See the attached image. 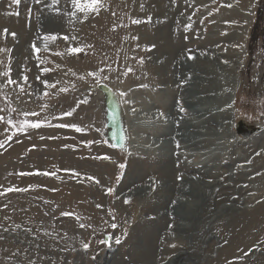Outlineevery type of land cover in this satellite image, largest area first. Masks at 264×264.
<instances>
[{
    "label": "rangeland",
    "instance_id": "1",
    "mask_svg": "<svg viewBox=\"0 0 264 264\" xmlns=\"http://www.w3.org/2000/svg\"><path fill=\"white\" fill-rule=\"evenodd\" d=\"M101 2L98 14L70 22V0L54 6L59 14L52 0H0V73L10 69L17 82L0 75V264H145L141 250L151 243L152 257L163 250L166 260L215 244L201 256L206 264L236 244V223L246 225L249 211L257 231L235 259L264 264V0ZM100 85L124 114L125 150L106 140ZM9 117L47 121L13 135ZM196 177L218 184V199L231 185L248 211L215 222L220 210L212 218L202 211L192 230L174 231L177 189ZM154 234L162 241L145 240Z\"/></svg>",
    "mask_w": 264,
    "mask_h": 264
},
{
    "label": "bare ground",
    "instance_id": "2",
    "mask_svg": "<svg viewBox=\"0 0 264 264\" xmlns=\"http://www.w3.org/2000/svg\"><path fill=\"white\" fill-rule=\"evenodd\" d=\"M198 110L202 111L203 109H198ZM198 110H195V111L199 112ZM206 110H208V109H206ZM206 110L203 111V112H205L203 115H206ZM193 121L199 122V120H196V119H193L192 122ZM187 122H190V124H191L190 120ZM181 137L184 140L189 141V143H191L192 141L193 142L201 141V137H197L195 139L189 138V140L184 138L183 136H181ZM126 148H128V147L125 146V149ZM190 169H194V168L191 167ZM216 185H218V184H216V183L213 184L212 181H208V180L206 181L204 179H200V178L196 177L194 180H192V183L188 184L189 189L184 188V187H183V189L182 188L177 189V190H180V193H178L179 194L178 199H174V200L178 201L179 208L182 211L176 212L177 216L174 217V219H173L172 223H173V225L176 226V228L173 226L175 228L174 231L179 230L181 232H189L190 230H192V227L194 225V223H192L191 220H195L196 217L198 216V214H200V212H202V211L206 212V210H207L206 215H209V217H211V218L213 216H216L218 211L220 210L219 213H221V215H217L216 218L214 219V222L219 217H222L223 215H227V214H230L231 216H233V215L236 216V215L240 214L242 216L241 213L246 211V210L244 208H242V206H243L242 199H240V197H238L239 191H236V192L230 191L228 193V191L232 187H230L231 185L225 184V186H222V187L227 188V190L223 194H226L227 196L224 199H218V196L215 194V192H217L218 189L221 187L216 186ZM157 188H158V186H156L155 188L151 187L150 192L152 190H155V189H156V191H158ZM172 188L174 189L173 186L164 187V189L168 195L174 194V193H172ZM186 189H188V190H186ZM236 189L239 190V188H236ZM145 191H146L145 189H143L140 192L137 191L135 194H133L132 196H129V197L134 198L135 195H139ZM212 194H215V199L214 200L208 199V197H210V195H212ZM216 196H217V198H216ZM173 198H175V197H173ZM193 198L194 199L199 198V200L194 201ZM213 202L217 203V205L214 209H210V207L213 206L212 205ZM178 205H177V207H178ZM245 215H247L248 217L250 216V218L247 219L248 223L246 225H244L243 221H241L242 218L238 219V220H240V222L237 221V218L235 219V222H238L236 224L238 225L237 230L239 231L238 233L240 235L238 238H234L236 240V242H235L236 244L232 245L230 247L231 249L230 248H228V249H225V248L220 249L219 248L218 253H217L218 257L216 259H209L207 262L208 264H248V261H249L248 259H244L242 263L238 262V260L235 259V257L238 256L239 253H242L241 250L243 249V246H244L243 245L245 242L244 239L246 237H247V240L249 238H252L253 233L257 231V227H255V225H256L255 221L252 220V217L254 216L252 211H249ZM227 216H229V215H227ZM178 220L180 221V223L177 222ZM181 221L186 222V223H182ZM168 225H170V224L168 223ZM241 227H243V228H241ZM247 233H249L248 236H247ZM261 233L264 236V230L261 231ZM162 236H157L154 234L153 236H148V238H145V240L150 241L154 238L156 240V244H158L160 241H162V239H163ZM165 242H169V241L165 240L163 243H165ZM205 243H207V241ZM162 244H161V246L164 247V244L163 245ZM151 245L152 246L150 248H148L146 250H141L143 254L140 253L142 256V259L145 257L148 258V259L145 258L146 259V260H144L145 264H201L204 262L203 259H201V256L207 255L209 257V255L212 253V250H214L216 247L214 244V245H212L214 248L209 247L208 251H204V252H203V250H201L203 248H201L200 250L202 251V253H200V251H197L198 253H196V254L193 251H190L191 249L189 250V248H186L185 252H183L184 249H182L179 251H175L176 253L172 254V256L166 260V258L165 259L161 258V256H163V250H161L159 252L157 251V254L152 257V255L154 254L155 251H151V249H153V247H155V246H153L152 243H151ZM261 254L264 256V253H261ZM156 258H157V260H155L156 263H151V260H154ZM233 258L235 259V262L227 263L228 260L233 259ZM192 259H194V260H192Z\"/></svg>",
    "mask_w": 264,
    "mask_h": 264
},
{
    "label": "snow or ice",
    "instance_id": "3",
    "mask_svg": "<svg viewBox=\"0 0 264 264\" xmlns=\"http://www.w3.org/2000/svg\"><path fill=\"white\" fill-rule=\"evenodd\" d=\"M11 2L13 4H17L18 5V4L21 3V0H11ZM59 2H60V0H52V4L49 5V7L53 8V10L57 12V14L60 13V9L59 8H55L54 6L58 5ZM70 2H71V6H72L73 10L71 12H66L65 13L66 15L69 16L70 22H71V20L73 18H78L77 17V13H82L83 14V18L86 20V19H88L90 14H93V13L98 14L99 11L101 10V8L104 7V4L101 2V0H70ZM13 14H17L18 15V13H13ZM133 23L139 24V23H141V21L140 20H134ZM188 27H190V25ZM4 32H5V34H7V30L6 29L4 30ZM12 35L15 36V34H12ZM56 39H57L56 35H46V36L43 37V40L45 42L55 41ZM64 39L67 40L68 37L65 36ZM72 39H75V37H73ZM134 39H135V37H134ZM47 47H48V45H47V43H45L44 50H47ZM33 48L37 52L40 51L39 48H36L35 44L33 45ZM4 51H6V50L5 49H0V52H4ZM68 51L69 52H79V51H81V49L80 48H70V49H68ZM188 58L189 59H194V57L191 54L189 55ZM140 62L141 63L143 62L142 58H141ZM43 71L44 72H48L49 69L45 68V69H43ZM128 71H131V69H128ZM125 74H127V73H125ZM0 75L8 77L7 84H16L17 83L15 80L10 78V69H6L3 73H0ZM37 79H39V77ZM24 80H25V83H27V77L26 76L24 77ZM44 84L47 87H55L54 84L53 85H48L47 81H44ZM3 87H4V85H0V88H3ZM145 87H146V85H145ZM23 91H24V89L21 86V92H23ZM61 91H67V89H61ZM45 95H47V93H45ZM180 110L184 111L183 108H181ZM8 111L12 112V113H15L17 110L15 108L9 107ZM29 115L38 116L39 114L38 113H27V112L23 113L24 117H28ZM64 115L70 116V115H72V111H69V112L65 113ZM4 120H5V118L3 116H0V121H4ZM46 121H47V118H45L44 121H36V122H32V121H30L28 119H20V120H16L14 122L13 118L9 117L7 119V121H6V123H7V125L12 126V128L14 129L13 135H15L17 132H21L22 133V132L27 131L28 128H39V127H41V124L46 122ZM59 126L64 127L65 125H59ZM70 127H75L77 132L82 131V129H80L79 127H76L75 125H70ZM7 139L11 140L12 136H8ZM41 139H43V137H41ZM2 147H4V141H0V148H2ZM177 147H179V143L178 142H177ZM120 167H121V169H123L124 165H120ZM45 174L47 175V173H45ZM52 175L54 176L55 173L53 172ZM77 175H79V174L77 173ZM11 190L12 189H9V191H11ZM17 190L18 191H25L26 189H17ZM108 192L112 193L113 189L109 188ZM125 202L127 203L128 201H125ZM62 215H75V214L74 213H62ZM77 219H79V217H77ZM83 226L84 225L81 224V227H83ZM111 227L113 229H115L117 227V225L115 223H113L111 225ZM126 234L127 233L125 231L124 235H126ZM111 239L112 238L109 237L107 241H101V242L102 243H109L111 241ZM120 242H121L120 238L117 237L115 239V243L119 244ZM172 246L175 247V245H172ZM83 247L85 249H87L88 248V244L87 243L83 244Z\"/></svg>",
    "mask_w": 264,
    "mask_h": 264
},
{
    "label": "water",
    "instance_id": "4",
    "mask_svg": "<svg viewBox=\"0 0 264 264\" xmlns=\"http://www.w3.org/2000/svg\"><path fill=\"white\" fill-rule=\"evenodd\" d=\"M99 90L105 97L106 138L113 147L124 150L128 136L122 109L110 87L100 85Z\"/></svg>",
    "mask_w": 264,
    "mask_h": 264
}]
</instances>
